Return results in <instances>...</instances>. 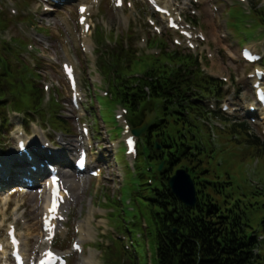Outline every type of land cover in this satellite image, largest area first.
<instances>
[{
    "label": "rangeland",
    "instance_id": "374dc122",
    "mask_svg": "<svg viewBox=\"0 0 264 264\" xmlns=\"http://www.w3.org/2000/svg\"><path fill=\"white\" fill-rule=\"evenodd\" d=\"M15 1L18 0H0V10L2 9L6 12L9 6H15L18 10V14L15 16L16 18L24 17L29 14V20L30 18L32 20H30V22H24V28L20 29L14 25L15 19L13 17L9 15L2 16L0 21L1 27L10 26L11 23H13V26L5 32L0 31V60L6 62V57L11 56L20 67L24 70H28L26 63L22 59L32 66H34L35 63V57H40L42 59L43 63L40 64L38 61L37 64V71L42 77L39 78L41 79L40 81H42L41 85L47 83L50 89L47 90V94L52 92L60 102V114L68 121V124L72 126H70L72 132L66 135L65 139H68L69 145H72L75 139L74 125L77 117L80 116H78V112L76 110H72L68 103L70 92L61 70V62L67 58H71L78 76V83L83 89L82 94L85 105L84 103L81 104L84 111V115L81 116V120L87 122L88 126L94 133V126L96 124L97 127H100L101 132L102 129L109 126L111 137H114L118 133V129L115 127L116 125L113 121L112 109L114 104L110 98L99 97L101 111L100 113L95 111V96L101 95V91L107 89L101 73L99 72L95 76L91 75L92 72L90 73L88 68L90 62L96 56H99V54L96 53L95 50L93 55L81 54L78 48L79 39L77 34L79 27L76 22L77 4L80 2L90 3V0H66L62 6L56 7L55 11L51 12L53 13L52 15L47 14L43 17V27L37 26L34 20V14H37L38 17H40L37 8H40L41 6H39L38 3L34 0H21L20 2H17L16 6L14 4ZM249 1L253 3L258 0ZM261 1L264 4V0ZM21 4L24 6L26 4L27 8L25 9V7ZM192 9L196 10V14L194 16L198 21V28L202 29L206 36V41L201 43V46L210 48L214 55L213 59L205 61L206 69H204V71L211 75L215 74L218 76L228 77L232 85L235 86L236 91H241L240 93L238 92L239 95L237 96H234L233 93H229L233 104L236 105V107H240L243 103L244 97H247V99L250 98L245 73L251 69L249 66L244 65L240 61L239 45L249 39L246 41L248 44H251L255 49L262 50L264 45V38H262L263 34L260 38H257L255 35H257L261 30H258L257 34H255L253 27L245 26V21L248 20L249 15L238 3H234L227 9V23L230 32L227 39L225 38L226 40L220 37V18L215 15L210 3H206L205 0H202L199 4L193 5ZM93 13L94 25L91 29L92 40H94V30L96 27V29L101 32V36L98 40V42L101 43L99 45L100 49L104 43L107 41L113 42L115 39L121 38V36L130 29L133 31V42L136 45L138 52L152 53L159 51V48L149 50V48L142 45L140 41V37H144L145 39L148 37L149 39V37L153 34H156V32H154L146 22V18L150 15L151 10L145 4L140 2V0L135 2L134 8H123L122 12H120V10H113L110 8L106 0H102L100 6L94 9ZM186 13L188 14L189 12L186 11ZM24 18L26 19L27 17ZM46 22H48L49 26L45 25ZM18 29L20 30V33L17 32L19 31ZM161 29L162 33H166L169 36L172 35L171 32L164 30V27H161ZM17 36L19 38H17ZM21 36L23 39H21ZM10 38H13L12 42L15 44L14 48H9L8 44L4 43V40L9 42ZM24 42L25 47H23ZM28 43L33 45L32 49L27 48ZM2 45L5 47L4 52L1 50L3 49ZM95 47L96 44L94 43L92 48ZM172 47L173 45L169 38V48ZM199 49L200 48H197V50ZM19 53H21L20 56L22 59L19 57ZM8 81H10V77H8ZM26 86L27 82H25L23 86H18L17 88L15 85H12L10 87V93L15 94V97L19 98L21 96H19L18 93L20 95L23 94L22 87ZM7 93V99L13 97L9 92ZM47 94L46 97L48 98L49 96ZM10 103L13 105L12 102ZM11 105L7 104L6 106L11 111V117H8V126H10V128L4 129L2 137L0 136V153L2 157L9 155L12 150L14 137L13 126L15 124H21L25 127L23 123V112L13 113L14 108ZM46 105L47 102L45 101L44 106ZM87 107L88 110H86ZM241 115H243V113ZM238 119H240V117H238ZM214 123L222 124L220 119L214 120ZM40 128L44 129L43 131L46 133L53 134V131L49 127H44L38 120L30 122L26 130L30 133L33 131L38 133L37 129L41 130ZM250 131L252 134L258 135L254 126L250 125ZM107 132H104V138H107ZM212 133L215 137L214 148L217 149V158L223 160V165L217 166L216 160H212V158V163L209 166V169L211 173L218 175L220 177L219 179L222 181L228 180V176H230L229 180L232 181V185L227 186L228 190L231 189L232 186L237 188L236 186L242 183L241 178L246 173L247 165L251 164V160L240 150L243 144L236 143L233 139H231L227 130H221L218 127H214ZM200 139L202 142L209 141V132L202 129ZM262 141L264 140L262 139ZM104 145H107V143H104ZM105 149H107V147L104 146L102 148V152H105ZM65 154L68 157L71 154V149H65ZM110 155L109 151H106L103 155L93 153L92 157L105 160L108 159ZM256 167L257 164L254 163L251 169L253 170ZM262 169L264 170V164H259L255 170L259 172L262 171ZM126 173L127 176H129V173ZM118 180L119 179L114 176L112 170H109L108 165L102 179H90L89 183L85 182L86 184L84 183L82 187H77L75 189L78 204L73 208L70 207L71 214L68 234L65 236H59L55 241L56 248L62 250L63 253L68 255V264H80V260H83V264H85L84 261L88 262L90 258H86L89 252L80 256L72 254L70 241L75 238L85 245H89L93 239V243H96V247L91 244L95 250L90 252L94 253L93 255L98 264H131L129 257L127 256L120 258L117 261L115 259L116 256L113 254L116 250L108 252L107 249L105 250L104 248L97 246V241H101L102 239L113 245V237L117 236L116 232L113 233V236L109 233L110 227H115V224H111L107 219V216L109 219H113L110 217L113 216V214H110V216L108 215V212L112 208L108 207V205L104 206V208L101 209V214H96L94 208L100 209L98 206H101L107 199H114L112 195L117 197L120 196V187L124 185V183H121ZM3 196L5 198H3ZM261 199L264 200V197ZM42 200L43 194L40 189L28 190L26 192L22 191L20 193L13 194L8 193L6 195L3 194L2 197H0V221H2L4 225L7 222H11L17 216L23 219V223L18 222V232L22 238L27 240L26 245H24V252H26L28 256H31L34 251L42 246L39 218ZM118 202L120 203V200ZM80 208H82L83 211L82 215H79ZM262 213H264L263 210ZM135 214H138L136 208H134V212H130L126 209L124 214L119 215L118 213H115L114 216L120 218L118 222L122 223L123 221L128 224L129 222L135 221ZM75 222H78L80 227L90 229L92 237L88 241L80 238L79 234L73 231V225H75ZM252 223L254 226L255 221ZM1 229L0 236L4 234V227ZM125 243L129 242L125 241ZM141 243L143 248H145L147 243ZM137 248L138 249L136 251H138V259L140 260L139 264H150L149 261L151 256H149L147 262L145 257L141 256L139 252L141 251L140 248L138 246ZM97 249H102V251ZM149 250L153 253L154 250L152 245H150ZM107 254H109V261L106 258ZM133 259L135 260L134 257ZM0 264L11 263L2 260L0 261Z\"/></svg>",
    "mask_w": 264,
    "mask_h": 264
},
{
    "label": "trees",
    "instance_id": "16d2710c",
    "mask_svg": "<svg viewBox=\"0 0 264 264\" xmlns=\"http://www.w3.org/2000/svg\"><path fill=\"white\" fill-rule=\"evenodd\" d=\"M160 47L159 55L136 56L135 50L128 51L123 58L126 64L120 65L121 72L132 75L146 71L150 79L120 76L124 82L111 87L109 98L112 102L123 103L136 118L140 104L147 105L151 101L160 104L159 119L143 138L139 155L145 157L152 140L166 143L168 163H177V166L192 171L199 201L189 209L171 194L149 191L146 182L152 175L141 169V157L137 163L141 187L136 193L131 183L122 189V194L128 193L133 197L138 214H135L134 222L121 223V230L133 234L139 244L146 238L153 243L156 250L154 264H264V241H257V234H264V200L261 199L264 195L258 199L259 195L252 188L243 190L248 186L242 183L228 190L227 186L232 183L218 180L219 177L207 169L213 150L200 151L195 143L194 136L206 127L198 118L197 107L189 101L199 88L206 94L219 93L218 87L215 93L211 91V84L216 86L218 82L201 72L192 54L177 47L170 49L163 43ZM31 83L34 85L31 84L26 92L25 101L37 109L43 91L36 82ZM2 104L0 101V106ZM51 104L54 108L59 107L54 100ZM188 108L191 120L186 119L187 114L183 113H187ZM51 118L56 126L64 121L53 111ZM229 130L232 136H237L239 143H247L248 149L252 150L250 155L255 154L260 158L259 164L263 165L264 148L257 146L247 128L230 124ZM186 136L190 139L183 140ZM137 233L141 235L139 238ZM258 245L259 252L253 255L251 249Z\"/></svg>",
    "mask_w": 264,
    "mask_h": 264
},
{
    "label": "water",
    "instance_id": "95a60500",
    "mask_svg": "<svg viewBox=\"0 0 264 264\" xmlns=\"http://www.w3.org/2000/svg\"><path fill=\"white\" fill-rule=\"evenodd\" d=\"M150 123L151 121L142 125V127L134 132L139 133ZM160 168L161 165L158 166V170ZM169 184L186 206H193L195 204L194 185L190 176L184 170L176 171V175L169 180Z\"/></svg>",
    "mask_w": 264,
    "mask_h": 264
},
{
    "label": "bare ground",
    "instance_id": "6f19581e",
    "mask_svg": "<svg viewBox=\"0 0 264 264\" xmlns=\"http://www.w3.org/2000/svg\"><path fill=\"white\" fill-rule=\"evenodd\" d=\"M65 171L66 172L64 174L66 176L67 182L69 183V186L75 190L78 187V185H80V184L78 182H75V180L70 175L68 168H65ZM84 231H86V230H84ZM22 243H23V246L26 245L27 240L23 238ZM23 250H25V249H23ZM87 264H98V262H97V260H96V258L94 256H91L90 259H89V263H87Z\"/></svg>",
    "mask_w": 264,
    "mask_h": 264
},
{
    "label": "snow or ice",
    "instance_id": "6c2138e0",
    "mask_svg": "<svg viewBox=\"0 0 264 264\" xmlns=\"http://www.w3.org/2000/svg\"><path fill=\"white\" fill-rule=\"evenodd\" d=\"M130 143H131V141H130Z\"/></svg>",
    "mask_w": 264,
    "mask_h": 264
}]
</instances>
